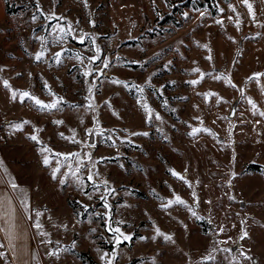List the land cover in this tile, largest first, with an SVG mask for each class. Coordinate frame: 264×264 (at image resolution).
<instances>
[{
  "label": "rangeland",
  "instance_id": "1",
  "mask_svg": "<svg viewBox=\"0 0 264 264\" xmlns=\"http://www.w3.org/2000/svg\"><path fill=\"white\" fill-rule=\"evenodd\" d=\"M199 1L0 0V142L43 264H264V0Z\"/></svg>",
  "mask_w": 264,
  "mask_h": 264
},
{
  "label": "crops",
  "instance_id": "2",
  "mask_svg": "<svg viewBox=\"0 0 264 264\" xmlns=\"http://www.w3.org/2000/svg\"><path fill=\"white\" fill-rule=\"evenodd\" d=\"M9 155L0 142V264H43L31 229V185Z\"/></svg>",
  "mask_w": 264,
  "mask_h": 264
},
{
  "label": "snow or ice",
  "instance_id": "3",
  "mask_svg": "<svg viewBox=\"0 0 264 264\" xmlns=\"http://www.w3.org/2000/svg\"><path fill=\"white\" fill-rule=\"evenodd\" d=\"M242 2L248 7V9H249V13L250 14H252V6H251V4H249L248 3V0H242ZM231 7V6H230ZM234 10V9H233ZM221 11H223L222 9H221ZM201 15H204V13H201ZM217 23H222V21H217ZM61 31H63V29H61ZM81 39H83V38H81ZM206 47V46H205ZM42 54L43 53H38L37 54V56H36V59L37 60H39L40 58H41V56H42ZM56 55V57H57V59L59 58V56H60V53L58 52V53H56L55 54ZM210 58V57H209ZM92 59H96V57H93ZM106 67H107V65H105ZM194 71H199V69H194ZM86 75H87V73H86ZM262 75H264V74H260V73H256V74H254V77H258V76H262ZM216 79H221V77H216ZM251 79V78H250ZM190 83H192V84H197V83H199V81H190ZM4 84H5V87H8V84H7V81H4ZM211 95H216L215 93H212ZM15 96H16V93L15 92H13V98H15ZM21 96L22 97H29L30 96V94L28 93V92H23V93H21ZM34 101H35V104L36 105H38V106H40L42 109H55V108H57L58 107V102H53V103H50V104H45V103H43L42 101H40L39 99H36L35 97H31ZM250 103H253L252 101H249ZM253 108H255V104L253 103ZM260 115H262V116H264V113H260ZM157 119H159V117L157 116L156 117ZM55 123H57V124H60V123H62V121H56ZM200 131H208L207 129H199V128H193L192 129V132L190 133V135H192V134H195V133H197V132H200ZM145 135H146V133H145ZM61 136H63V134H61ZM30 139L31 140H33V141H37V142H39L38 141V137L36 136V135H32L31 137H30ZM41 151L43 152V151H49L47 148H42L41 149ZM58 155H65V154H58ZM68 155H76V154H68ZM49 158L47 157V156H45L44 157V159H43V164L44 165H48L49 164ZM58 169H55V170H53V178H55V172L57 171ZM172 174L175 176V175H178L176 172H172ZM88 180L89 181H91V180H93V176H92V174L90 173L89 175H88ZM182 178V177H181ZM13 187L15 188L16 187V185L15 184H13ZM172 203H178V204H184V201L179 197V196H176L175 197V201H169V205L170 204H172ZM106 207H107V205H105ZM37 215H39V213H37ZM192 215L193 216H195L196 215V213L195 212H192ZM197 218H199V217H197ZM37 228H39L40 227V224L39 223H37L36 225H35ZM115 232H117V233H119V229L117 228V229H115L114 230ZM157 234L158 235H163L162 233H160V231H159V229H157ZM245 236H247V232H244L243 233V235L241 236V239H243ZM10 239H11V237H10ZM123 239L124 240H127V239H129V237L128 236H123ZM165 239H167V240H171L172 239V237L171 236H165ZM120 242V240H119V237L117 238V243H119ZM50 255H56V253L55 252H53V253H49ZM246 259H248L249 257H245ZM101 259H104V257L102 256L101 257ZM209 259H211V257H209ZM108 264H111V261H108Z\"/></svg>",
  "mask_w": 264,
  "mask_h": 264
},
{
  "label": "trees",
  "instance_id": "4",
  "mask_svg": "<svg viewBox=\"0 0 264 264\" xmlns=\"http://www.w3.org/2000/svg\"><path fill=\"white\" fill-rule=\"evenodd\" d=\"M206 7H208L211 11H214L215 10V0H202ZM201 1L199 0H180L179 3H177V5L179 7H183V6H187V5H195V6H199L201 5ZM176 6H174L173 9H176L175 8ZM177 9H180V8H177Z\"/></svg>",
  "mask_w": 264,
  "mask_h": 264
}]
</instances>
